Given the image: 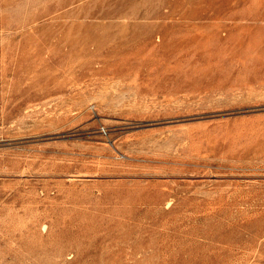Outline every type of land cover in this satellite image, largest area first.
<instances>
[{"label":"rangeland","instance_id":"374dc122","mask_svg":"<svg viewBox=\"0 0 264 264\" xmlns=\"http://www.w3.org/2000/svg\"><path fill=\"white\" fill-rule=\"evenodd\" d=\"M0 264H264V0H0Z\"/></svg>","mask_w":264,"mask_h":264}]
</instances>
